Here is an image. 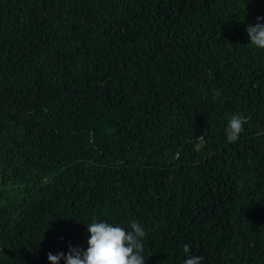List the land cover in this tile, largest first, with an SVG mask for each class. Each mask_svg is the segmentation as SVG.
I'll return each mask as SVG.
<instances>
[{
	"label": "trees",
	"instance_id": "trees-1",
	"mask_svg": "<svg viewBox=\"0 0 264 264\" xmlns=\"http://www.w3.org/2000/svg\"><path fill=\"white\" fill-rule=\"evenodd\" d=\"M257 17L264 0H0V264L86 248L93 220L143 225L145 264L185 244L264 264Z\"/></svg>",
	"mask_w": 264,
	"mask_h": 264
},
{
	"label": "clouds",
	"instance_id": "clouds-1",
	"mask_svg": "<svg viewBox=\"0 0 264 264\" xmlns=\"http://www.w3.org/2000/svg\"><path fill=\"white\" fill-rule=\"evenodd\" d=\"M264 20L257 17V23L246 26L248 41L256 48L264 49ZM219 93H217L218 95ZM247 118L241 114L231 116L227 121L226 139L236 142L244 131ZM87 226L88 237L86 248L68 246L67 252L47 254L50 264H145L143 253V238L146 235L144 226L132 221L131 230H126L118 224L104 220H93ZM185 258L183 264H201L202 257L191 254V248L183 247Z\"/></svg>",
	"mask_w": 264,
	"mask_h": 264
}]
</instances>
